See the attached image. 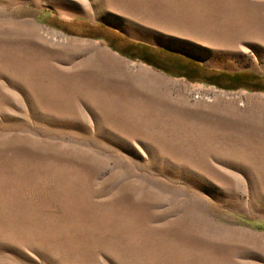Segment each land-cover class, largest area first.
<instances>
[{
  "label": "rangeland",
  "instance_id": "obj_1",
  "mask_svg": "<svg viewBox=\"0 0 264 264\" xmlns=\"http://www.w3.org/2000/svg\"><path fill=\"white\" fill-rule=\"evenodd\" d=\"M0 264H264V0H0Z\"/></svg>",
  "mask_w": 264,
  "mask_h": 264
},
{
  "label": "trees",
  "instance_id": "obj_2",
  "mask_svg": "<svg viewBox=\"0 0 264 264\" xmlns=\"http://www.w3.org/2000/svg\"><path fill=\"white\" fill-rule=\"evenodd\" d=\"M121 40L125 42V37L120 36ZM125 45L129 48H133V50L138 52V57L142 60L148 61L147 57L150 56V64L155 66L162 65L163 70H168V66L170 65V61L173 60V63L176 64V68H181L178 74L182 75L186 78H193L197 76V71L202 70V66L195 62L193 59L177 54H173L171 52H167L165 50H161L158 48H152L145 44L135 43L131 41H126ZM194 66V68H191ZM159 67V66H158ZM204 70V69H203ZM204 81L210 84H214L224 88H235L225 84L232 83V82H239V81H249V80H256L253 76H244L238 73H228V72H208L204 77Z\"/></svg>",
  "mask_w": 264,
  "mask_h": 264
}]
</instances>
